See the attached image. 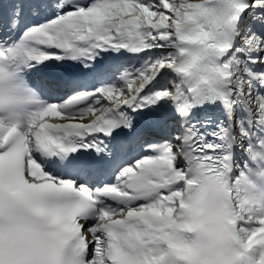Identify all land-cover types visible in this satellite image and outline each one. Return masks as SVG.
I'll use <instances>...</instances> for the list:
<instances>
[{
	"label": "snow or ice",
	"instance_id": "1",
	"mask_svg": "<svg viewBox=\"0 0 264 264\" xmlns=\"http://www.w3.org/2000/svg\"><path fill=\"white\" fill-rule=\"evenodd\" d=\"M0 264H264V0H0Z\"/></svg>",
	"mask_w": 264,
	"mask_h": 264
}]
</instances>
